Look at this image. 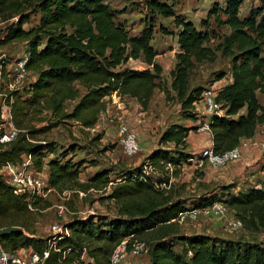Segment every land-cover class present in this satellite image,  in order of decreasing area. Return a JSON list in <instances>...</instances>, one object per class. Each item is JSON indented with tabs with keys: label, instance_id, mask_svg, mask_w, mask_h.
Returning a JSON list of instances; mask_svg holds the SVG:
<instances>
[{
	"label": "trees",
	"instance_id": "trees-1",
	"mask_svg": "<svg viewBox=\"0 0 264 264\" xmlns=\"http://www.w3.org/2000/svg\"><path fill=\"white\" fill-rule=\"evenodd\" d=\"M178 1L145 0L141 28L131 33L109 0H0V22H4L0 46L24 41L25 67L36 72L21 88L6 91L4 103L19 131L11 142L0 143V167L30 153L38 172L47 166L51 187L76 184L86 191L110 184L106 198L114 200L117 207L112 216L91 213L73 217L65 223L69 234L37 235L33 223L44 207L42 198L29 202L26 193H18L0 174V226L21 225L30 233L3 235L0 243L5 252L30 248L41 256V264H81L83 254L99 264H110L116 243L149 233L148 264H264V241L211 237L203 232L179 234L173 230L175 222H168L189 206L185 198L174 196L169 181L180 170L181 161L191 155L186 139L196 124L169 123L158 145L140 164L124 168L118 180L110 179V169L103 168L79 182L81 162L63 154L47 159L45 151L54 153L55 143L34 141L38 134L69 120L93 127L106 107L103 98L112 94L121 101L125 96L134 98L146 110L156 88L164 91L166 99L175 96L183 119L197 120L194 103L206 86L191 84L190 73L197 63L213 61L217 51L229 57L232 79L216 95L224 112L209 118L212 147L223 151L253 136L264 122V105L258 98V92L264 94V2L240 15L244 0H213L195 22L178 12ZM33 15L38 16L37 21L25 27ZM157 30L175 35L178 45L169 87L161 84L159 51L151 43ZM211 38L215 44L206 43ZM129 59L141 60L146 66L132 68L126 65ZM7 64L8 60L0 57V78H6ZM226 73L224 69L214 71L210 84ZM70 100L74 103L67 109ZM36 121L46 123L37 127ZM148 170L161 176L155 180ZM215 200L233 208L246 230L264 231V177L239 188L222 184L219 191L199 196L190 206H206Z\"/></svg>",
	"mask_w": 264,
	"mask_h": 264
},
{
	"label": "rangeland",
	"instance_id": "rangeland-1",
	"mask_svg": "<svg viewBox=\"0 0 264 264\" xmlns=\"http://www.w3.org/2000/svg\"><path fill=\"white\" fill-rule=\"evenodd\" d=\"M213 0H179L176 4L178 12L184 13L188 18L195 22L201 16H204L207 8ZM264 2V0H244L240 6V15L246 14L249 7ZM109 2L119 11L118 18L126 22L131 33H136L141 28V18L146 14L145 0H109ZM38 16H31L30 20L24 24L25 27L37 21ZM167 22L168 19H160ZM4 22H0V26ZM169 27H173L169 24ZM224 27L220 28L223 32ZM152 45L159 51L156 59L163 65L161 84L169 87L170 85V69L175 62V50L177 49L176 36L173 34H163L157 30L151 40ZM207 44H215L216 40L210 39ZM175 48L174 52L171 51ZM26 45L24 41L15 40L6 45L0 46V57H5L8 60L7 66H13L15 60L25 54ZM139 60L129 59L126 64L130 66H138ZM229 66V57L220 54L217 51V56L213 61H202L196 64L190 73V83H201L204 86L210 85L213 72L218 69L227 70ZM36 72L32 69H26L22 83H26L34 79ZM2 84V80H0ZM222 86V84H221ZM220 86V87H221ZM172 93V91H171ZM175 97V96H174ZM165 98L164 91L160 88L154 90L151 102L146 110H142L140 105L133 98L126 97L121 101L117 95L104 97L106 107L99 113L98 120L93 127H81L74 120H69L52 127L50 130L37 135L34 141L43 143L52 141L55 143L56 151L51 153L45 151L46 157L62 156L71 158L73 161L81 162L80 172L77 181L85 182L98 169L109 168V178L118 180L119 174L124 168L133 167L140 164L144 159V151L141 150V142L148 135L153 133L158 134L162 128H165L171 122H187V119L181 117L180 104L176 98ZM259 101L264 105V94L258 92ZM74 101L67 102V109H71ZM140 117L135 120V117ZM8 117L7 108L3 106L2 119ZM146 120L147 124L143 122ZM3 120L2 123L5 121ZM120 120L128 122L137 132L140 149L134 155H126L122 150L117 136V123ZM46 121L35 122V126L44 125ZM153 129V132H152ZM264 131V126L259 128V131ZM202 137L207 136L206 132H201ZM194 137V135H193ZM167 145H172L167 143ZM195 153H198L196 151ZM243 157V156H242ZM242 157L238 160L229 161L226 164L213 167L207 162L201 166L190 164L191 167L178 173L170 178L171 189L174 191V196L185 198L187 205H192L201 195H209L222 184L232 183L236 187H243L247 184L257 182L258 179L264 177V172H258V169L251 168L243 171V174L231 177L230 181L222 182L206 181L203 174L205 165H210L217 168L216 172L230 169L232 162L239 163ZM189 165V163H186ZM181 166V165H180ZM254 167V165H253ZM48 174L47 166L42 169ZM149 175L153 179L160 177V174L149 171ZM255 175V176H252ZM74 182H70L72 185ZM112 183V182H111ZM110 191V184L105 189H80L76 184L71 188L65 184L62 187H51L46 197L42 198L41 204L44 205L35 215L33 229L37 235L53 234L51 226L54 223L65 224L72 220L73 217H85L91 213L99 215H115L117 212L116 203L114 200L106 198ZM101 196L103 199H101ZM222 201V200H221ZM203 214L202 212H199ZM237 217L235 210L226 205V210L223 215L216 217L201 216L197 221L191 219L185 222H175L173 230L175 233H185V231H195L196 229L203 231L211 237H220L225 239H239L242 241H264V231L251 232L246 230L243 225L241 227L232 228L227 223L229 219ZM191 218V217H187ZM215 221L216 225H221L222 228L209 230L207 225L209 222ZM145 242L150 237L147 233L137 237ZM7 253V252H6ZM146 253L138 256L129 255L119 264H137L136 260H140L139 264H145ZM135 261V262H134ZM0 264H3V259L0 258Z\"/></svg>",
	"mask_w": 264,
	"mask_h": 264
},
{
	"label": "built area",
	"instance_id": "built-area-1",
	"mask_svg": "<svg viewBox=\"0 0 264 264\" xmlns=\"http://www.w3.org/2000/svg\"><path fill=\"white\" fill-rule=\"evenodd\" d=\"M27 54H23L19 59L15 60L13 66L6 65V78H0V103L6 108L9 107L4 103L6 91L11 89H19L22 87L21 80L24 77L26 67L25 61ZM218 81V80H216ZM214 81V82H216ZM221 83H211L207 85L201 92L200 99L194 103V110L199 115L196 123V131L206 132L209 129V118L212 114H222L224 112L220 103L216 101L217 91L220 88ZM8 110V108H7ZM8 117L1 123L0 126V143L6 144L14 140L18 134L19 129L16 128L11 120L10 113L7 111ZM117 136L119 144L126 155H134L140 149L139 139L135 129L126 121L120 120L117 123ZM257 147L264 151V131H261V136H251L242 138L238 144L223 151H215L211 145L202 146L198 153L193 152L186 160H182L180 165L185 163L197 164L201 166L204 162H207L213 167H219L226 164L229 161L240 159L246 148L250 146ZM0 174L4 180L12 185L18 193H26L27 199L44 198L50 191L51 186L48 182V174L43 170L38 172L33 164V158L30 153H22L20 160L13 163L9 162L0 167ZM163 186L167 187L163 183ZM31 207V206H30ZM32 208V207H31ZM226 210V204L223 201L215 200L212 203L194 207L188 206L184 210L180 211L176 217L171 218L168 222H185L187 219L197 221L201 216L203 217H216L217 215H223ZM202 212L203 214L199 213ZM191 217V218H187ZM227 223L232 228L241 227L242 221L239 217L229 219ZM53 234H69V229L65 224L54 223L52 226ZM147 243L144 240L128 236L120 240L114 246L112 252L109 255L110 264H119L125 260L129 255L138 256L147 252ZM47 252L44 253V256ZM3 264H41V256L30 248H20L13 253H4ZM81 264H99L93 258L82 255Z\"/></svg>",
	"mask_w": 264,
	"mask_h": 264
},
{
	"label": "crops",
	"instance_id": "crops-1",
	"mask_svg": "<svg viewBox=\"0 0 264 264\" xmlns=\"http://www.w3.org/2000/svg\"><path fill=\"white\" fill-rule=\"evenodd\" d=\"M177 48H178V45H177ZM174 50H175V48H173L171 51L174 52ZM157 55H159V53ZM135 60H138V59H135ZM128 66H130V65H128ZM145 66H146V64L143 61L139 60L138 66H130V67H132V68H143ZM231 79L232 78H231L230 72L227 69L226 75L218 81L215 80L216 82H213V83L215 85L219 84V83H221L223 85L226 82H230ZM151 99H152V97H151ZM150 102H151V100H150ZM7 108H8L7 111L9 112V107H7ZM139 118L140 117L136 116L135 120H138ZM187 120H188L187 122H182L187 126L192 125V124H196L198 121V120H193V119H187ZM143 122L145 124H147L145 119H143ZM0 126H1V124H0ZM261 126H264V122L257 126V129H256L255 134L253 136H256V137L261 136V130L259 131V128ZM163 129L164 128H162L158 134L153 133L152 135H148L146 137V139H144L143 142H141V150L144 151V155L149 153L154 147H156L158 145V138H159ZM152 132H153V129H152ZM201 134L202 133L199 131H196L193 129L189 130V133H188V136L186 139V141H187L186 149L188 151H190L191 154L193 152L198 151L202 146L212 144L210 131L207 133V136H205V137H202ZM193 135H194V137H193ZM238 162L239 163H237V162L233 163L232 162V167L230 169H224V171H222V172L221 171L216 172L217 168H213L210 165H205L203 167V169H204V174H203L204 180H206L208 182V181H213L214 179H216V181L220 180L222 182H228V181H230L231 177L233 178L235 176H239V174L242 175L243 171H247L251 168L258 169V172L263 173L264 172V151L258 149L257 147H254L252 145V146L246 148L245 153H244L241 161H238ZM253 165H254V167H253ZM188 167H191L190 164L186 165V163H185V164L180 166V171L182 172ZM252 176H255V175H252ZM237 188H239V186H237ZM207 225L209 226V228H208L209 230H211V229L216 230L218 228H222L221 225H216L215 221L209 222ZM185 232L191 233L192 231H185ZM193 232H203V231L196 229ZM146 258H147V260L145 261V264H148L149 263V256L147 253H146ZM136 263L139 264L140 260L139 261L136 260Z\"/></svg>",
	"mask_w": 264,
	"mask_h": 264
},
{
	"label": "water",
	"instance_id": "water-1",
	"mask_svg": "<svg viewBox=\"0 0 264 264\" xmlns=\"http://www.w3.org/2000/svg\"><path fill=\"white\" fill-rule=\"evenodd\" d=\"M13 231H20L23 232L26 235H30V233L21 225H3L0 226V239L3 235L11 233ZM5 251L3 250L1 243H0V258L3 257Z\"/></svg>",
	"mask_w": 264,
	"mask_h": 264
}]
</instances>
